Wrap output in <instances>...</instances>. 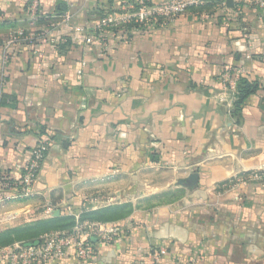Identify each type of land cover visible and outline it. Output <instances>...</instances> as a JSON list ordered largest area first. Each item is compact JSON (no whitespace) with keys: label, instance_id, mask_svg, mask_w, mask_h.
<instances>
[{"label":"crops","instance_id":"crops-1","mask_svg":"<svg viewBox=\"0 0 264 264\" xmlns=\"http://www.w3.org/2000/svg\"><path fill=\"white\" fill-rule=\"evenodd\" d=\"M27 1L0 0V184L20 180L40 138L49 150L28 194L1 192L10 198L0 201V247L99 221L119 231L91 260L45 264H264L257 11L235 17L238 0H213L102 45L96 25L132 0H40L52 20L70 21L52 40L13 47L4 64V41L27 27ZM227 79L251 85L235 119L218 101ZM191 173L195 186L179 184Z\"/></svg>","mask_w":264,"mask_h":264},{"label":"built area","instance_id":"built-area-1","mask_svg":"<svg viewBox=\"0 0 264 264\" xmlns=\"http://www.w3.org/2000/svg\"><path fill=\"white\" fill-rule=\"evenodd\" d=\"M213 2V0H132L125 1L119 6V10L108 12L96 25L99 39L104 45L107 34L115 36H128V34L141 32L149 27H165L174 22L181 15L191 9L201 7ZM234 16L243 15L244 7H252L258 13V18L264 22V0H238L235 1ZM26 28H18L11 32L3 43V63L6 64L10 58L13 47L19 45L33 44L40 39H50L52 30L58 29L70 21V15L65 13L52 20L54 16L47 15L43 11L40 0H28L24 10ZM201 17H208L201 13ZM48 26L37 27L41 20L50 19ZM78 73L81 70H77ZM237 74L239 71L236 72ZM2 79L7 73L2 71ZM219 93L218 101L230 111L236 101L237 84L235 81L225 80ZM49 150V141L40 138L30 150V156L23 168L20 180L17 183L2 181L0 184V201L9 199L1 192L12 189L17 195L28 194L33 183L36 181L41 165ZM257 177V175H255ZM259 177V176H258ZM119 228L105 222L88 221L80 222L70 229L45 233L36 241L23 245H7L0 247V259L5 264H45L54 259L68 255L74 257L77 262H86L93 258L95 244L97 242L111 243ZM154 262H158L160 251L152 253ZM129 264H144L142 261H132Z\"/></svg>","mask_w":264,"mask_h":264},{"label":"trees","instance_id":"trees-1","mask_svg":"<svg viewBox=\"0 0 264 264\" xmlns=\"http://www.w3.org/2000/svg\"><path fill=\"white\" fill-rule=\"evenodd\" d=\"M251 92V85L244 79H241L237 85L236 101L233 103V117L237 118L236 113L245 96Z\"/></svg>","mask_w":264,"mask_h":264},{"label":"water","instance_id":"water-1","mask_svg":"<svg viewBox=\"0 0 264 264\" xmlns=\"http://www.w3.org/2000/svg\"><path fill=\"white\" fill-rule=\"evenodd\" d=\"M197 179V173H191L187 178L180 180L179 184L187 187H193L197 184Z\"/></svg>","mask_w":264,"mask_h":264},{"label":"rangeland","instance_id":"rangeland-1","mask_svg":"<svg viewBox=\"0 0 264 264\" xmlns=\"http://www.w3.org/2000/svg\"><path fill=\"white\" fill-rule=\"evenodd\" d=\"M3 240L2 238H0V241Z\"/></svg>","mask_w":264,"mask_h":264}]
</instances>
